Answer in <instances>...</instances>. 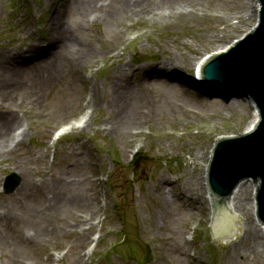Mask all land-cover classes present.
I'll return each instance as SVG.
<instances>
[{"label": "rangeland", "instance_id": "1", "mask_svg": "<svg viewBox=\"0 0 264 264\" xmlns=\"http://www.w3.org/2000/svg\"><path fill=\"white\" fill-rule=\"evenodd\" d=\"M154 1L162 3L159 8L164 7L157 15L150 13L110 25L99 20L85 26L82 34L72 37L76 58L60 65L62 70L57 69L53 81L40 82L47 68L39 66L33 76L28 71L13 75L25 85L10 98L0 90V112H7L3 108L13 103L17 108L14 116L21 119L9 127L16 130L22 126L27 132L22 143L0 161V208L7 212L34 201V193L28 190L27 197L21 188V182L29 180L42 190L44 200H54L58 182L74 192L82 185L95 192L99 207L88 233L89 242L81 246L77 232L57 227V219L49 217L42 227L47 231L46 241L19 243L13 249L5 235L7 243L0 244V264H12L14 255L20 264H49L55 259L54 252L64 250L68 254L63 264H71L79 256L85 260L83 264H264V236L260 234L258 245L247 241L248 225L252 226L251 235L259 227L249 209L251 187L247 188L244 207L237 208L245 224L242 241L218 243L209 229L210 206L202 168L215 138L243 132L253 110L245 99H235L243 102L226 107L235 100H213L206 87L200 89L194 80L179 76L194 79V66L202 56L224 48L254 26V0ZM1 4L0 52L4 57L17 50L25 58H33L34 47L25 52L30 41L50 44L49 23L60 5L49 0H1ZM114 5L110 1L109 10ZM91 43L97 50L95 62L91 57L80 62L85 59L78 58L79 51ZM174 61L183 66L171 76L173 86L163 78L141 99L132 86L133 99L123 98L122 102L110 89L111 75L120 67L131 69L133 80H138L144 67ZM80 76L87 80L81 81ZM38 84L42 87L39 101L27 110V92ZM114 96L118 107L109 106ZM133 100L136 104L131 108L141 110L142 118L128 120L126 130H105L103 123L114 122ZM87 102L89 109L84 107ZM88 112L89 126L76 127L53 143L56 128L80 120ZM135 153L142 156L137 166ZM13 171L19 184L7 194L2 191L4 177ZM200 179L201 189L194 186ZM160 184L164 190H159ZM167 192L173 198L169 207L161 198ZM78 210L82 206L77 203L65 206L58 215L69 217L60 221L75 228ZM4 228L10 235V223ZM98 235L94 245L93 238ZM88 248L93 250L87 253ZM232 253L234 259L230 261Z\"/></svg>", "mask_w": 264, "mask_h": 264}, {"label": "bare ground", "instance_id": "2", "mask_svg": "<svg viewBox=\"0 0 264 264\" xmlns=\"http://www.w3.org/2000/svg\"><path fill=\"white\" fill-rule=\"evenodd\" d=\"M110 1L113 2L114 8L109 10ZM55 2L60 5V8L55 10V13L52 15L49 27L51 30V40L47 49L42 48H32L31 51L34 52L33 58L27 57L22 53H12L7 57H4L0 52V90L6 97L10 98L11 93L20 91L21 88L24 87L25 83L22 81H17L13 75H17L23 71H28L29 73L34 75V68L42 66L43 68H47L46 72H42L40 78H43L41 83L49 82V80L56 78V73H58V68L62 70L60 65H63L65 62L73 60L76 58L77 50L73 47L72 37L76 34H82L85 26L94 24L99 20H105L107 24H113L119 20H126L128 18H141L144 16L153 13V15H157L158 10H163L164 7L159 8V3L154 0H49V3ZM159 2H166V0H160ZM155 3L152 9H146L151 4ZM253 6L256 10L259 7V1L254 0ZM93 40L94 38L91 36L89 38ZM87 43H90L87 41ZM36 44V43H34ZM227 47V46H225ZM224 47V48H225ZM223 50L217 49L213 54ZM78 58L85 59L80 62H86V58L91 57V61L95 62V58L97 56V50L94 45H90V47L84 45L83 50L79 51ZM214 55L209 57L202 56L196 66L204 67L205 61L209 60ZM66 63V64H67ZM199 64V65H198ZM54 65V68H52ZM170 65V66H169ZM169 65L164 62L157 63L155 65L147 66L142 69V77L138 80H133V74L129 73L131 69L126 70L125 68H119L115 74H112V82L110 85V89L114 91V93L120 97L121 102L124 98L126 101L132 98V90L137 92L138 99L143 98L144 96H148L151 92V88L154 83L157 81L169 80V85L173 86L175 83L171 81V76L174 75V71L182 67V63H177L174 61L173 64L169 63ZM198 67V68H199ZM33 68V71H32ZM123 69V70H122ZM200 73V68H199ZM126 77V78H125ZM7 78H12L7 81ZM79 79L81 81H85L84 76H80ZM194 80L195 83L199 84L200 80ZM134 81V82H132ZM39 85V84H38ZM42 91V87L39 85L34 86L31 91L27 92V96L25 99L31 98V107L28 105V108H34L40 97V93ZM93 97V96H92ZM133 99V98H132ZM235 100V99H233ZM247 104H249L253 110V118L250 124L246 127L245 131L255 129L258 120H259V112L256 106H253V100L245 99ZM244 100V101H245ZM134 101V100H133ZM131 102L127 104L126 109L124 111L119 112L114 122H105L103 123V127L106 130H110L112 132H119L121 129L126 130L124 124L128 120H137L142 118L141 110H137L133 107L132 104H136ZM243 100H235L234 102L226 103V107H232L240 105ZM110 107H118L116 105L115 96L109 101ZM129 108V109H128ZM5 111L0 112V161H2L5 156L10 155L9 152H12V149L16 146H19L24 138L23 132L20 136H16L12 134L11 128L14 122L19 121V118L15 117L14 114H17L16 104L9 103L6 107L3 108ZM91 118V117H90ZM89 120V119H88ZM88 120L86 117H83L78 125L89 126ZM110 125H109V124ZM133 128H129V131H133ZM130 133V132H129ZM128 137L133 138V136L129 135ZM132 140V139H131ZM205 168V164L202 166ZM25 174V172H24ZM160 182L164 184L161 179ZM162 184L157 186L159 190H164ZM202 180L199 182H195L194 186L198 188V185L201 189ZM23 185L22 191L27 197L29 196L31 190L35 199L32 202H29L28 205L21 206L20 204L14 207L13 209H8L7 212H0V244H6L7 239L5 235L9 236L11 241V245L13 249L17 247L19 243L28 244L29 242L38 241L39 239L45 240L48 237L47 231L42 228L47 222L49 217L56 218L58 223L57 227L68 229L71 233L77 232L79 237L76 239L81 246L84 243H87L89 228L94 226L95 218L97 217L98 212V204L95 196V192H89L88 189L82 188V185L77 186V190L70 191V186L62 184L61 182L57 183L55 191L54 200L46 199L44 200L41 196L42 190L36 186L34 182L25 181L21 183ZM255 186L251 187L250 195L253 196V191ZM75 188V187H73ZM72 190V189H71ZM92 190H94L92 188ZM247 189L236 193V197L238 200L228 204L230 209L233 212L237 211L238 206L244 207L243 200L246 197ZM162 202L165 206L169 207L171 205L173 198L169 192L165 195L161 196ZM42 200L40 204H38L39 200ZM77 203L82 206V210H78V213L75 214V228L71 229V225L65 223L64 221H60L62 218L66 219L69 217L67 214L65 217H61L58 215V212L65 210V206ZM255 205L254 199H251L249 209L254 213L255 216ZM259 227H255L253 234L251 235L252 226L248 225V230L246 234H249V238L247 241L249 243L258 245L260 234L264 236V228L256 219ZM10 223V235L5 230V225ZM89 225V227H87ZM52 230L54 232L55 227ZM36 227V228H35ZM241 225V234H242ZM5 232V233H4ZM13 240H12V238ZM248 237V236H247ZM44 238V239H43ZM39 240V241H41ZM24 241V242H23ZM241 240H237V242H241ZM43 242V241H41ZM235 242V241H234ZM248 243V242H247ZM238 245V244H237ZM236 245V246H237ZM5 246V245H4ZM3 246V247H4ZM234 259V254L229 255V260L232 261ZM85 260L83 257L79 256L78 258H73V262L71 264H83ZM12 264H20L19 258L13 256Z\"/></svg>", "mask_w": 264, "mask_h": 264}, {"label": "water", "instance_id": "3", "mask_svg": "<svg viewBox=\"0 0 264 264\" xmlns=\"http://www.w3.org/2000/svg\"><path fill=\"white\" fill-rule=\"evenodd\" d=\"M258 1L261 10L257 27L227 51L206 60L204 67H199L202 78L209 85L228 87L252 98L231 96L226 90L207 88L213 100H253V106L256 104L260 112L255 129L245 131L249 132L246 134L219 138L212 153L207 184L213 205L211 228L216 237L223 238V242L215 239L218 243L241 240V225L245 224L240 222L237 229V215L228 204L238 200L236 193L255 185L243 181L252 179L258 184L257 213L264 224V0Z\"/></svg>", "mask_w": 264, "mask_h": 264}]
</instances>
